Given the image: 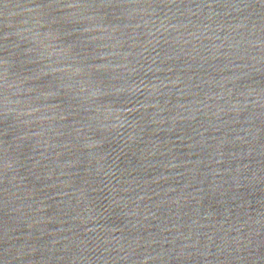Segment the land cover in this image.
<instances>
[{
  "label": "water",
  "instance_id": "95a60500",
  "mask_svg": "<svg viewBox=\"0 0 264 264\" xmlns=\"http://www.w3.org/2000/svg\"><path fill=\"white\" fill-rule=\"evenodd\" d=\"M0 264H264V0H0Z\"/></svg>",
  "mask_w": 264,
  "mask_h": 264
}]
</instances>
